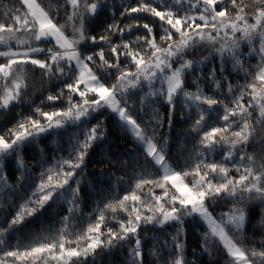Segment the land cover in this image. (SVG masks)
I'll return each instance as SVG.
<instances>
[{
    "label": "snow or ice",
    "instance_id": "obj_1",
    "mask_svg": "<svg viewBox=\"0 0 264 264\" xmlns=\"http://www.w3.org/2000/svg\"><path fill=\"white\" fill-rule=\"evenodd\" d=\"M17 4L0 14V109L24 106L12 127L0 126V243L53 205H67V214H56V233L0 247V264H108L119 249L126 258L118 264H148L147 225L176 227L151 264H220L195 252L186 258L189 218L203 229L204 253H222L225 264H264V0ZM102 16L112 23L91 35ZM245 42L259 55L247 68L238 58ZM205 61L211 71L197 75ZM233 73L243 83L234 84ZM37 74L50 85L40 104L31 99ZM202 79L215 86L211 95ZM109 118L132 148H105ZM176 123L188 126L179 134L182 156L170 148ZM89 204L98 215L76 231L72 222Z\"/></svg>",
    "mask_w": 264,
    "mask_h": 264
},
{
    "label": "trees",
    "instance_id": "obj_2",
    "mask_svg": "<svg viewBox=\"0 0 264 264\" xmlns=\"http://www.w3.org/2000/svg\"><path fill=\"white\" fill-rule=\"evenodd\" d=\"M38 3H42L44 5H48L51 4L53 7H55L57 4H62L63 0H37ZM123 2V0H117V3H121ZM9 5H14V6H18L17 4V0H0V14H2L4 11L7 10ZM61 15H63V13H61ZM119 16H117V22H119ZM107 21L108 23H112V21L110 19H108V17L106 16H102L100 18V20H98L96 22V26H95V30L93 32H91V35H97V37H99V35L103 32V25L104 22ZM61 23H64V20L61 19L60 21ZM129 23V21H124V24ZM123 26V25H121ZM67 31L70 33L71 32V27H69L67 29ZM158 38V37H157ZM255 47L258 49L259 44L257 42V44L255 45ZM107 51V50H106ZM252 50L247 46L246 42L242 43L241 48H240V52L242 53V55L240 57H238L242 62L245 63V68H247L248 63H251L252 65H255L259 62V55L256 54L255 52H252V55L250 56L249 53ZM205 55H207V53H205ZM191 58V57H189ZM197 59H203V57H196ZM217 70L219 71V60L217 59L214 62ZM211 67L212 65L208 62L205 61V63L203 65H201V68L203 69V73L198 72L197 75H205L208 72L211 71ZM227 69L231 70L233 68V63L230 60L227 64ZM243 73L240 74V76H242ZM192 79H195V77H193ZM232 82L234 84L237 83H243V80L238 78L236 76L235 73H233V76L231 77ZM189 83L191 84V80L189 81ZM206 85H209L208 87H206ZM158 86V85H157ZM200 86L201 88L207 92V94L211 95L212 92L210 89H214V85H210V81L207 79H202L200 82ZM50 87L49 84L45 83L43 85H41L40 83V76L39 74H37L34 78V82H33V94L31 99L35 100L36 104H40V91L43 88H47ZM58 91V90H57ZM187 91L189 92H195L196 91V85L195 84H191V87L187 88ZM48 93H44V95L46 96ZM65 101H66V97H65ZM57 104H59V101L56 102ZM65 107L67 106V104L65 103L64 105ZM24 110V106L21 107H17L15 109H13L11 112H7L3 109H0V126H4L7 123V127H12L15 123L16 120L19 119V116L17 115L19 112ZM47 110H51V109H47ZM161 114H163L165 112L164 108L160 109ZM108 128H109V136H108V141L105 144V148H107L108 146H111L113 151L115 150H123L125 147L128 148H132L133 146V141H132V137L130 135H127L123 132L122 129H120L119 127H117L115 125V121L112 120L111 118H109L106 121ZM163 131H165V133H167V126L165 125V128L163 129ZM188 131V126L187 125H183L181 123H176L175 124V128L171 134V143H170V148L171 151L173 153L174 156H182L184 153V136L183 135H179L181 133L183 134H187ZM188 147L190 148L191 146L188 145ZM250 154L252 153V150L249 149ZM66 155V153H65ZM99 157H96L95 154H93V157L91 158L92 160L98 159ZM93 167H105L107 168L108 166L105 165H100V166H94V165H89V169H92ZM111 171V169H109ZM191 178L189 177V180ZM145 192L148 191V188L144 189ZM154 193L156 195H160L162 194V190L159 188L154 189ZM21 203L23 204L24 201H21ZM66 208L67 205H63L61 206L60 204L57 205H53L52 208L45 213L44 216L39 217V218H32L29 217L28 219L31 220V224L29 225L28 229H25L23 231V233L21 232H17L15 234H13V236L11 237V239H8L7 237H5V243H0V247H5L6 244H10L12 247H15L17 245V243H19L20 245L24 246V245H28L31 243V241H33L34 239H36L38 236L41 235H48L51 233H56L58 231L59 228L62 227V225L59 223L60 220V216H57V213H61V215H66ZM227 209L222 207L220 209L217 210V214L220 211H226ZM261 209L257 208L255 211V214L252 216V224L254 226L257 227V229H259L260 227V222H261ZM98 215V213L95 211V204H89L86 208H84V212H83V216L84 219L83 220H75L73 221V225L75 226L76 231H80L81 229L83 230H87L88 224H89V219L92 216ZM3 219V216L0 215V220ZM108 220L111 221V217H108ZM252 226H249V228L251 229ZM146 228L148 230L144 231L142 233V238H143V242H144V257L146 259V261H148V264H151V262L154 259H157L156 257H154L152 255V253L156 250L157 247H161L162 242L165 239L170 240L172 235H175L176 232V227L172 226V225H166L165 226V230L161 231L157 228V230H153L151 225H147ZM51 230V233H50ZM183 231L186 233V241H185V256L188 260H192L194 258L193 256V252H195L197 254V256H199L200 260L202 262H207L213 259H219L220 260V264H225V260H224V256L222 253H218L215 250H211L210 254L209 253H204L203 249L201 247V236H202V231L203 229L201 228L200 224L197 223L196 221H193L191 218L187 219L183 228ZM249 234L251 235V231L249 232ZM157 241H160V244H157ZM153 245H155L156 247H153ZM73 246H75L73 244ZM67 247V245H66ZM171 248V244L169 243L168 245V249ZM166 251V250H165ZM126 258V254L125 251L123 249H119L116 252H114V254L110 257L107 258L108 264H111L112 260L115 259L117 261V264L119 261L121 260H125ZM157 264H159V261H157Z\"/></svg>",
    "mask_w": 264,
    "mask_h": 264
}]
</instances>
